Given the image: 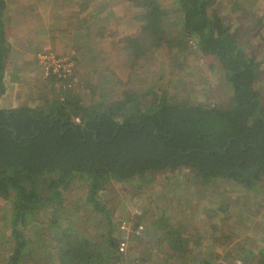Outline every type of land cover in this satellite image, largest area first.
Returning <instances> with one entry per match:
<instances>
[{
    "label": "trees",
    "instance_id": "16d2710c",
    "mask_svg": "<svg viewBox=\"0 0 264 264\" xmlns=\"http://www.w3.org/2000/svg\"><path fill=\"white\" fill-rule=\"evenodd\" d=\"M130 1L139 9L137 20L144 37L123 40L137 69L153 48L170 45L171 38L157 0ZM175 4L183 15L184 40L194 41L201 55L214 57L221 65L229 89L226 105L189 100L175 104L167 90L155 87H144L142 94L115 91L114 102L95 91L87 101L90 94L77 84L68 97L62 95L51 103L4 109L1 100L7 91L12 47L5 32L10 21L8 2L0 0V199L12 207L15 243L6 264L29 259L24 229L47 209L57 217L64 207V192L78 183L87 185L88 203L105 219L102 229L107 232L96 240L70 223L63 227L57 217L50 225L58 243L53 264H108L125 258L117 254L119 222L101 194L111 182L138 180L141 188L159 173L190 170L196 185L223 180L250 191L264 183V95L256 86L264 61L240 45V36L216 0H175ZM150 97L153 103L144 105L142 101ZM145 226L144 235L135 239L138 249L145 247L139 252L141 263L167 250L174 264H213L194 254L202 238L191 243L188 225L164 215ZM250 256L237 262L264 264V250L255 263H250Z\"/></svg>",
    "mask_w": 264,
    "mask_h": 264
},
{
    "label": "rangeland",
    "instance_id": "374dc122",
    "mask_svg": "<svg viewBox=\"0 0 264 264\" xmlns=\"http://www.w3.org/2000/svg\"><path fill=\"white\" fill-rule=\"evenodd\" d=\"M123 1L129 2L127 6L134 10L137 22L134 28L136 32L132 31L130 37L142 41V24L137 20L139 9L130 0L116 2L122 4ZM157 1L165 11L164 26L167 37L171 38V46L153 48L139 62L141 67L138 72L131 60L132 70L117 71L116 75H112L115 78L106 74L101 77L106 72L104 67L98 74H89L88 69L80 70L79 55L61 56L45 50L46 53L52 52L57 60L65 57L72 59L70 74L60 78L54 73L56 70L52 68L53 65L49 67L51 71L40 66L41 51L37 56L38 75L34 78L33 86L28 85L29 89L25 83L23 89L16 91L8 75L11 97L8 95L4 100L6 108L51 103L62 95L68 97L77 84L90 94L87 101L92 100L91 94L95 91L100 93L99 97L104 95L107 102H114L115 91L131 90L142 94L146 91L144 87H155L167 90L175 104L189 100L193 104L226 105L229 89L218 60L201 55L194 41L184 40L181 27L183 15L179 13L175 0ZM216 3L232 30L240 36V45L249 54H256L259 60L264 61V0H216ZM256 86L264 95V63ZM153 101L150 97L142 103L150 106ZM147 181L141 188L139 186L143 183L138 180L130 183L111 182L107 190L101 193L112 218L119 224L128 221L133 226L138 220L150 224L157 217L166 215L181 226L190 227L191 243L195 244L199 236L204 237L201 246L194 248V254H199L200 260L213 262L218 256L220 264H234L247 254H251L250 263H255L264 250V183L250 191L223 180L196 185V176L190 170L177 171L175 174L159 173ZM63 198L64 207L59 211L58 218L52 209H47L39 213L35 223L24 229L28 240L25 251L30 257L24 258L20 264H53L56 261L58 243L54 241L55 230L50 226L56 218L63 227L70 223L78 232H86L96 240L107 232V229H102L105 219L98 217L94 206L88 203L87 185L75 184L64 192ZM11 208L10 203L0 199V264H6L15 244L11 239ZM138 211L141 215L143 212L140 218L136 213ZM130 246L127 257L108 264H136L140 260L139 252L142 253L145 247L138 249L135 239H131ZM166 252L161 250L153 254L146 264H174V258Z\"/></svg>",
    "mask_w": 264,
    "mask_h": 264
},
{
    "label": "crops",
    "instance_id": "0c3cea01",
    "mask_svg": "<svg viewBox=\"0 0 264 264\" xmlns=\"http://www.w3.org/2000/svg\"><path fill=\"white\" fill-rule=\"evenodd\" d=\"M116 1L7 0L10 21L6 26V38L12 53L6 68V80L10 75L11 86L16 91L23 89L25 83L29 89L28 85L31 86L38 75V53L45 50L61 56L79 55L80 70L88 69L89 74H98L104 67L106 72L101 77L132 70V58L123 39L132 31L136 32L137 22L134 10L127 6L128 1L122 4ZM139 67L135 71L138 72ZM8 95L11 97L7 84L1 106L4 109L19 107L6 108L4 100ZM200 237L203 242L204 237ZM213 264L220 262L213 261Z\"/></svg>",
    "mask_w": 264,
    "mask_h": 264
},
{
    "label": "built area",
    "instance_id": "2783aa9c",
    "mask_svg": "<svg viewBox=\"0 0 264 264\" xmlns=\"http://www.w3.org/2000/svg\"><path fill=\"white\" fill-rule=\"evenodd\" d=\"M72 59L70 57H65L64 59L57 60L55 56L52 54V52L44 51L39 56V64L43 68H46V71H51L52 68L56 70L54 72L57 74L60 78H64L70 74V67L72 65ZM53 65V66H52ZM52 66V68H49ZM54 71V70H53ZM138 215V218H140L143 215H141V212H136ZM146 230L145 223L141 220L137 221V224L130 225L128 221L120 222L119 224V232L121 233V238L118 243L117 247V254L122 257H127L130 253V244L131 239L140 238L144 235ZM123 235V236H122ZM147 263V262H146ZM141 263L140 260L136 261V264H146ZM236 264H242L241 262H237Z\"/></svg>",
    "mask_w": 264,
    "mask_h": 264
}]
</instances>
